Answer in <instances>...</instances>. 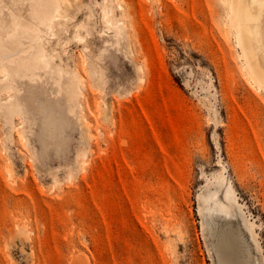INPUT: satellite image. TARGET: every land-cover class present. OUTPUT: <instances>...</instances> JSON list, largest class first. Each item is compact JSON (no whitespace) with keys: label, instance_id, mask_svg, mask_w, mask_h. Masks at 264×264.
Returning a JSON list of instances; mask_svg holds the SVG:
<instances>
[{"label":"rangeland","instance_id":"rangeland-1","mask_svg":"<svg viewBox=\"0 0 264 264\" xmlns=\"http://www.w3.org/2000/svg\"><path fill=\"white\" fill-rule=\"evenodd\" d=\"M57 2L42 32L55 72L15 77L13 113L0 82V264H218L201 195L220 173L243 213L212 229L238 230L264 264V91L234 71L222 1ZM50 111L60 147L45 137Z\"/></svg>","mask_w":264,"mask_h":264},{"label":"bare ground","instance_id":"bare-ground-1","mask_svg":"<svg viewBox=\"0 0 264 264\" xmlns=\"http://www.w3.org/2000/svg\"><path fill=\"white\" fill-rule=\"evenodd\" d=\"M221 1L226 9L224 14L226 35L231 36L233 46L236 48V55H234L239 61L234 64L235 70L234 67L232 68L256 90L264 91V0ZM58 4L57 0H0V11L6 8L9 14L8 24L0 15V58L6 62V64H1L6 73L3 78H0V82L4 88H12L14 92L8 103L10 113L14 112L15 107L19 109L22 107L21 87L15 83V77L23 79L36 76L40 68H46L50 74L55 72L50 64L42 32L51 29L52 25L48 23L47 18L52 20L56 16L59 10ZM38 5L51 6L47 17L43 18L40 15ZM104 10L105 19H108V23L116 28V34L123 37L124 22L110 18L112 11L109 7H105ZM231 52L232 57L233 50ZM57 72L60 77L55 78L54 82L62 87L61 73L63 71L58 70ZM69 83L71 86L74 84L71 79H68L67 84ZM76 88L72 89L68 86L70 111H74L76 107L74 96ZM45 118L47 120L44 127L46 139L58 147L62 146L56 116L50 111ZM210 184H213L216 189L207 196L201 195V201L206 213V222L209 225V238L217 255L218 264H251V259L242 254L244 246L240 242L238 230L234 232L229 229V232H222L224 235L219 236L212 229V223L215 221L214 215L237 217L239 213H243L242 205L237 199L232 183L226 179L224 173H220L213 177ZM245 221L255 246L261 249L257 239L258 235L254 231L255 224ZM250 255L251 250L248 249V256Z\"/></svg>","mask_w":264,"mask_h":264}]
</instances>
